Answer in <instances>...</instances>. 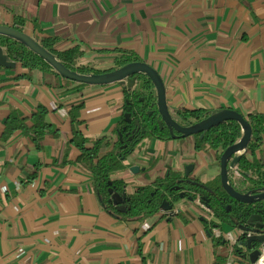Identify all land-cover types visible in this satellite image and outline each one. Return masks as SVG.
<instances>
[{
	"label": "crops",
	"instance_id": "crops-1",
	"mask_svg": "<svg viewBox=\"0 0 264 264\" xmlns=\"http://www.w3.org/2000/svg\"><path fill=\"white\" fill-rule=\"evenodd\" d=\"M17 18L29 34L36 21L38 36L59 37L58 51L80 46L79 64L108 71L127 54L147 62L176 118L184 109L264 114V0H0V24ZM22 71L19 63L0 69V264L251 263L230 253L193 202L145 219L102 204L93 175L74 163L81 150L73 128L106 137L100 155L110 152L124 117L122 84L82 85L38 69L21 78ZM81 103L73 127L71 109ZM39 107L57 137L37 141L18 130L4 138L13 112L32 124ZM252 158L264 163V140ZM124 163L111 179L127 180V194L191 164L202 182L221 171L216 151L198 150L192 136L144 139ZM218 227L236 238L230 225Z\"/></svg>",
	"mask_w": 264,
	"mask_h": 264
},
{
	"label": "trees",
	"instance_id": "trees-1",
	"mask_svg": "<svg viewBox=\"0 0 264 264\" xmlns=\"http://www.w3.org/2000/svg\"><path fill=\"white\" fill-rule=\"evenodd\" d=\"M24 24V20L17 18L13 26L25 31ZM38 28L39 24L35 21V32L31 35L37 37L47 50L53 52L70 69L81 73L104 72L92 66L78 63L79 58L85 54V51L80 46L63 51L56 50L55 45L59 42V37L51 35L38 36L36 33ZM0 45L5 48L11 59L22 67L23 71L19 77L32 79L33 72L37 69L60 76L43 58L20 41L9 36L0 35ZM137 60H139L137 56L127 54L117 62L113 69ZM4 68L0 67V69ZM63 79L68 82H74L66 78ZM123 87L125 92L124 114L129 112L131 117L140 119L146 128L145 133L139 132V136H137L134 123L126 121L125 117H123L115 130L117 139L112 150L101 156L100 151L103 145L107 143V138L102 137L93 140L73 128L72 142L81 150L79 158L74 163L82 170L93 175L100 201L108 210H117L114 202L109 201L112 191L122 195L129 183L124 179H111V175L114 172L126 169L127 166L124 161L127 156L132 154L138 144L144 139L173 138L167 127L162 129L154 126L156 119L160 118V115L157 106V94L151 79L141 74L138 76L137 85L134 89L129 90L125 85ZM82 108L83 103L71 109L73 127L81 122L80 110ZM47 113L48 110L45 107H39L32 115V124H29V118L21 117L16 112H13L7 120L4 138H10L18 130L33 136L37 141L46 136L57 137L59 130L48 123ZM211 113L205 109H184L178 112V121L183 125L189 126L207 118ZM247 119L253 127V137L247 152L239 160L237 169L232 172H237L239 179L234 181L231 178L235 188L242 193L258 191L264 188V163L252 158L253 153L263 144L264 114H249ZM153 121L154 123H152ZM119 132L122 133L123 140L120 139ZM131 136L133 137L132 140H130ZM192 137L198 150L214 149L217 153V160L220 162L223 151L242 137V127L237 121L230 120L203 133L192 135ZM124 144H127V147L123 148ZM249 154H251V157ZM193 193L198 194L205 203L212 207L218 226H222L224 223L231 227L243 224L252 213L258 212V209H262V215L264 216V200L256 204H245L231 198L222 186L221 175L215 180L202 182L199 179L192 178L191 174L186 176L182 172H168L165 178H158L151 184L141 186L132 194L126 193L125 205L127 212L123 216L145 219L162 210V204L165 200H169V196L172 197L169 201L175 205L181 199H188L194 202L196 196ZM229 206H231L230 210ZM217 242L221 243L222 239L219 238ZM225 243L229 245V241H225ZM234 253L241 255L242 249L235 246Z\"/></svg>",
	"mask_w": 264,
	"mask_h": 264
},
{
	"label": "water",
	"instance_id": "water-1",
	"mask_svg": "<svg viewBox=\"0 0 264 264\" xmlns=\"http://www.w3.org/2000/svg\"><path fill=\"white\" fill-rule=\"evenodd\" d=\"M0 35L9 36L20 41L30 50L43 58L61 77L74 82L88 85L120 83L123 86H127L129 90H132L137 85L139 75L144 74L148 76L154 84L157 94L158 112L161 116L159 124L160 126H163L165 123L170 129V133L173 138H187L189 136L210 130L223 122L230 120L237 121L242 127V137L236 143L228 146L221 155L220 175L222 186L231 198L239 202L245 204H256L264 200V188H261L258 191L242 193L238 191L231 182V174H233L232 172L237 169V164L241 157L247 152L248 146L253 137V127L247 117L242 113L232 108H226L211 113L210 116L195 124L189 126L183 125L172 114L168 106L166 87L161 75L153 66L149 65L145 61L137 60L129 62L119 68L104 72L81 73L67 67L53 52L47 50L39 40L26 31L20 30L14 26L0 24ZM0 67L8 69H15L17 67V62L11 59L2 45H0ZM124 117L128 122H132L133 120L131 113L129 112H126ZM133 122L137 127H141L140 119H135ZM119 137L123 140L121 132H119ZM132 139L133 137L131 136L130 140ZM122 147H127V144H124ZM134 168L135 167H133V169ZM192 170L193 165H188L185 170V175L189 176ZM193 194L196 196L194 200L196 201L198 194ZM117 196H120L119 193L112 191V196L109 201L116 204L118 211L127 212L125 205L126 191L122 193V199H118ZM200 199L204 204L212 209V207L205 203L201 197ZM174 207L175 205L169 200H165L162 204V210L168 211V213H173ZM228 208L230 210L231 206ZM233 229L237 239L236 246L242 249V254L240 256L245 259L248 258L251 262H255L260 255V245L264 242V216L262 215V209H258V212L252 213L243 224L234 226ZM225 241L227 242V240Z\"/></svg>",
	"mask_w": 264,
	"mask_h": 264
},
{
	"label": "built area",
	"instance_id": "built-area-1",
	"mask_svg": "<svg viewBox=\"0 0 264 264\" xmlns=\"http://www.w3.org/2000/svg\"><path fill=\"white\" fill-rule=\"evenodd\" d=\"M195 206H198L202 211L206 213V218L207 221L209 222L211 226V231L212 233L217 236V237H224L225 240L229 241V246H230V253H234V248L237 243V239L233 237L231 232H226L221 230L218 226L214 225L213 222L215 221V212L213 209L209 208L206 204H204L200 196L196 198V201L193 202ZM227 264H231L228 262ZM250 264H264V242L260 245V255L258 259L255 262H251Z\"/></svg>",
	"mask_w": 264,
	"mask_h": 264
},
{
	"label": "flooded vegetation",
	"instance_id": "flooded-vegetation-1",
	"mask_svg": "<svg viewBox=\"0 0 264 264\" xmlns=\"http://www.w3.org/2000/svg\"><path fill=\"white\" fill-rule=\"evenodd\" d=\"M160 115V114H159ZM133 118V117H132ZM135 119H137V118H133V120H132V123H134L133 121L135 120ZM161 119V116H160V118H157L156 120V124H154V126L157 128V127H160V128H165V127H167V125L164 123L163 124V126H160V124H159V120ZM178 119V118H177ZM140 122H141V120H140ZM152 123H154V121L152 122ZM135 125V124H134ZM135 127H136V129H135V132L137 133V136H139L138 135V133L139 132H143V133H145L146 132V128H145V126H144V123L143 122H141V127H137L136 125H135ZM167 129L170 131V129L167 127ZM145 131V132H144ZM118 197V196H117ZM118 198H121L120 196L118 197ZM169 198V200H171L172 199V197L171 196H169L168 197Z\"/></svg>",
	"mask_w": 264,
	"mask_h": 264
},
{
	"label": "rangeland",
	"instance_id": "rangeland-1",
	"mask_svg": "<svg viewBox=\"0 0 264 264\" xmlns=\"http://www.w3.org/2000/svg\"><path fill=\"white\" fill-rule=\"evenodd\" d=\"M38 40V39H37ZM109 66V65H108ZM187 201L188 204H192V202L188 199H185Z\"/></svg>",
	"mask_w": 264,
	"mask_h": 264
}]
</instances>
